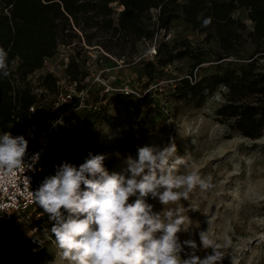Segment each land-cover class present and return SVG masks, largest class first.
<instances>
[{"label": "rangeland", "instance_id": "rangeland-1", "mask_svg": "<svg viewBox=\"0 0 264 264\" xmlns=\"http://www.w3.org/2000/svg\"><path fill=\"white\" fill-rule=\"evenodd\" d=\"M236 16L252 30L253 24L244 10ZM170 32L172 37L167 42L173 55L188 44L196 50L195 54L203 55L200 69L193 70L194 61L188 56L174 59L164 67L162 59L158 64L154 60L151 71L146 67L151 61L147 41L114 55L95 40L88 43L80 30L66 33L54 56L55 67L63 71L67 56L71 62L79 56L78 80H88L83 87L92 89L91 100L97 109L78 112L84 124H93L90 138L80 128L55 132L45 159L47 175L54 174L53 166L61 161L83 163L89 151L93 155L107 154L109 173L120 172L124 156H135L140 146L172 138L180 155L188 153L192 157L193 167L189 170H198L202 179L210 176L213 185L205 191L199 187L194 190L192 202L198 208L187 213L192 223L189 232L180 234L181 238L196 240L197 254L203 256L212 252L211 248L199 246V234H207L221 245L218 250L223 257L219 264H264V141L248 140L217 121L215 110L222 103L224 88L199 109L173 95L176 83L192 71L208 75L218 68L235 66L240 60L221 59L217 40L207 41L206 33L193 31L182 19L173 21ZM256 59L264 72V56ZM122 60L124 64H120ZM49 100H57L54 93ZM53 119L52 116L50 121ZM149 202L156 210L165 207L158 201ZM36 219L18 215L9 218L0 213V264H69L58 255L54 239L33 251L38 246L30 236L39 235L42 227Z\"/></svg>", "mask_w": 264, "mask_h": 264}, {"label": "trees", "instance_id": "trees-1", "mask_svg": "<svg viewBox=\"0 0 264 264\" xmlns=\"http://www.w3.org/2000/svg\"><path fill=\"white\" fill-rule=\"evenodd\" d=\"M152 10L159 12L152 16ZM240 10L247 13L252 30L236 16ZM206 18H211V23L204 26ZM178 19L193 31L206 33L207 41L216 39L221 59H238L240 63L208 75L192 71L176 83L174 97L199 109L224 88L222 103L215 110L217 121L248 140L264 141V72L256 59L264 56V0H0V47L8 52L10 66V75L0 77V134L13 131L17 119L25 124L34 116L29 108L36 99L27 78L47 58L56 55L66 33L75 34L76 28L88 43L95 40L108 53L118 55L139 42L153 40L162 30L169 32ZM247 48L250 52H246ZM195 51L186 44L185 50L178 49L173 55L168 42L162 39L154 60L158 64L162 59L164 67L174 59L189 56L194 61L193 70H198L203 55ZM72 60L67 71L73 80H78L79 68L76 59ZM154 60L146 63L148 70H154ZM14 80L22 84L16 92ZM45 85L56 91L52 77L46 78ZM92 125L84 124L82 128L89 138ZM69 162L80 164L76 160ZM105 167L108 170L106 161ZM36 220L46 225L47 214Z\"/></svg>", "mask_w": 264, "mask_h": 264}, {"label": "clouds", "instance_id": "clouds-1", "mask_svg": "<svg viewBox=\"0 0 264 264\" xmlns=\"http://www.w3.org/2000/svg\"><path fill=\"white\" fill-rule=\"evenodd\" d=\"M210 23L203 20L204 26ZM9 67L8 52L0 47V77L10 75ZM40 157L41 152L29 153L24 135L0 134V177L34 173ZM106 159L89 151L83 163L61 161L31 190V202L48 221L30 236L38 246L33 251L54 239L69 264H219L221 245L207 234H199V246L212 252L203 256L196 240L181 238L192 223L187 213L198 208L194 190L213 185L210 176L202 179L198 170H189L192 157L180 155L172 138L124 156L120 172L109 173ZM149 201L165 207L156 210Z\"/></svg>", "mask_w": 264, "mask_h": 264}, {"label": "built area", "instance_id": "built-area-1", "mask_svg": "<svg viewBox=\"0 0 264 264\" xmlns=\"http://www.w3.org/2000/svg\"><path fill=\"white\" fill-rule=\"evenodd\" d=\"M116 11L119 12L120 9L116 8ZM158 12L159 10H152L154 16ZM75 30L78 31L76 28ZM171 37L170 31L162 30L153 40L147 41V54L150 55V60H154L157 56L160 40L168 41ZM83 45L88 48L85 44ZM103 54L110 57L105 52ZM54 58H47L40 69L28 76V88L36 99L29 108V113L34 116H30V121L25 124L17 119L15 129L10 132L13 136L24 135L29 140V153L41 152V157L38 165H36L38 170L34 173L26 170L25 173H16L12 177H0V213L9 218L13 215L39 218L43 214L38 206L31 202L30 193L47 175L45 159L50 150L53 135L58 129H82L84 123L78 112L89 113L97 109L96 104L91 100L92 89L83 87L88 80H73L68 73L67 70L71 62L69 56L65 59L63 71L55 67ZM73 58L78 61L79 56ZM120 64H124V61L122 60ZM48 77H52L55 82V92H52L45 85V80ZM12 85L14 92L22 87L19 80H14ZM52 93L57 98L54 102L49 100ZM56 111L58 112L55 113ZM52 116L54 119L50 121ZM25 176L31 177L29 184L25 181Z\"/></svg>", "mask_w": 264, "mask_h": 264}]
</instances>
